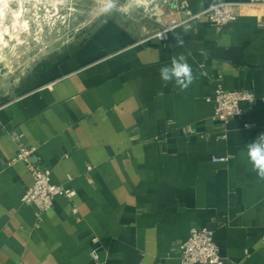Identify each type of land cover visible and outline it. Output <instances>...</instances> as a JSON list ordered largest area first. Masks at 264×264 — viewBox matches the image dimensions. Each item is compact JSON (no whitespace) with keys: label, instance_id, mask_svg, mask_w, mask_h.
I'll return each mask as SVG.
<instances>
[{"label":"crops","instance_id":"1","mask_svg":"<svg viewBox=\"0 0 264 264\" xmlns=\"http://www.w3.org/2000/svg\"><path fill=\"white\" fill-rule=\"evenodd\" d=\"M186 1L197 12L224 0ZM229 1L243 3L237 20L186 23L163 40L108 17L0 94V264H95L93 252L98 264H180L193 228L215 230L226 264H264V180L243 155L264 134V0ZM180 55L195 77L183 91L159 74ZM218 87L256 99L223 126ZM13 129L76 192L40 216L22 201L33 178L11 162Z\"/></svg>","mask_w":264,"mask_h":264},{"label":"rangeland","instance_id":"2","mask_svg":"<svg viewBox=\"0 0 264 264\" xmlns=\"http://www.w3.org/2000/svg\"><path fill=\"white\" fill-rule=\"evenodd\" d=\"M124 2L120 0V4ZM180 3L181 0H138L129 13L113 11L104 16L97 12L98 0H30L27 14L30 16V30L21 33L25 36L30 31L29 40L15 46L13 51L10 42L16 43V38L11 39L8 32L23 27L16 26L9 15L0 16L1 101L8 100V93L20 84L37 62L75 47L108 17L118 18L140 30L151 26L153 32L149 34H155L167 23H162V16L177 11ZM8 59L10 63H7Z\"/></svg>","mask_w":264,"mask_h":264},{"label":"built area","instance_id":"3","mask_svg":"<svg viewBox=\"0 0 264 264\" xmlns=\"http://www.w3.org/2000/svg\"><path fill=\"white\" fill-rule=\"evenodd\" d=\"M241 4L243 3L224 0L194 12L189 8L187 1L182 0L176 11L177 13H182V16L171 17L164 24V27L153 34V36L162 40L167 39L168 33L174 28L186 23L202 21H206L217 28H222L226 24L237 20L238 17L234 12V8ZM213 99L216 104L215 116L223 126H226L230 120L243 116L244 108L242 103L252 104L256 96L252 91L246 89L225 90L222 87H218ZM244 126L245 128H250L249 123ZM9 134L17 145V153L11 162H24L33 178V182L27 188L22 201L35 205L38 209V216L53 207L56 197L66 196L72 198L76 194L73 189L54 183L51 170L48 167L32 161L37 148L27 144L24 133L13 129ZM213 160L224 161L226 158L215 157ZM73 212H76L75 208H73ZM214 233V229L193 228L189 237L179 245L180 264H226L221 256V249L215 241ZM92 256L95 264H98V254L93 252Z\"/></svg>","mask_w":264,"mask_h":264},{"label":"clouds","instance_id":"4","mask_svg":"<svg viewBox=\"0 0 264 264\" xmlns=\"http://www.w3.org/2000/svg\"><path fill=\"white\" fill-rule=\"evenodd\" d=\"M98 3L100 5L97 9L98 14L108 16L113 11L129 13L138 3V0H125L123 4H120V0H98ZM159 74L165 84L174 82V85L179 87L181 91L187 89L195 79L192 68L183 55L174 56L170 66L160 67ZM245 148L246 151L243 155L247 163L251 165L258 178L264 180V134L245 145Z\"/></svg>","mask_w":264,"mask_h":264},{"label":"bare ground","instance_id":"5","mask_svg":"<svg viewBox=\"0 0 264 264\" xmlns=\"http://www.w3.org/2000/svg\"><path fill=\"white\" fill-rule=\"evenodd\" d=\"M13 5L17 7L14 8ZM28 12H30V0H0V16L9 15L14 19V23L16 26L22 25L23 28H14L7 34L11 36V39H15L16 43L10 42V48L13 51L14 47L20 44H24L29 40V33L27 35L22 36L21 33L26 30H30V16H28ZM9 62V59L7 60Z\"/></svg>","mask_w":264,"mask_h":264}]
</instances>
